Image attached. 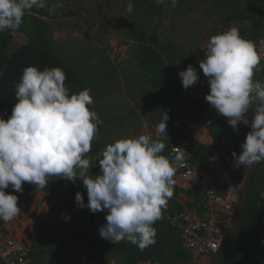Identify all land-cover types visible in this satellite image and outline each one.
Segmentation results:
<instances>
[{"label":"clouds","instance_id":"1","mask_svg":"<svg viewBox=\"0 0 264 264\" xmlns=\"http://www.w3.org/2000/svg\"><path fill=\"white\" fill-rule=\"evenodd\" d=\"M154 3L159 9L149 8L141 16L142 22L148 25L152 15L162 10L159 33L163 37L170 28L165 25L167 18L171 12L174 14V8L168 10L166 5L175 6L178 0H154ZM33 6L44 8L45 4L43 0H0V32L18 29L25 12ZM126 11H133L131 2ZM112 23L116 27L122 25ZM199 67L208 81L199 82L196 93L200 85L209 84L205 100L228 118L234 131L239 123H248L245 114L250 108L255 109L251 131L240 146L241 153H232L233 167L246 170L264 161V83L253 79L264 66L256 44L244 39L233 26L209 38L205 59L199 61ZM201 73L191 65L178 73L181 94L199 80ZM3 74L0 69V76ZM65 80L66 74L60 67L40 70L27 66L15 85L17 102L10 117L7 120L0 117V220L9 222L21 213L17 195L6 193L5 189L11 187L22 193L25 182L44 189L49 177L72 182L79 178L87 190L88 203L85 205L82 194L77 192V206L87 207L93 213L107 210V223L100 227L99 235L113 244L127 240L143 251L156 243L153 227L156 221L162 219L177 230L165 214L179 212L166 209L174 194V177L182 157L171 159L172 150L167 158L161 155L165 144L159 139L167 133L170 117L164 111L156 127L157 139L149 133L107 145L98 154L101 174L89 176L90 159L85 156L91 151L92 141L99 138V125L103 121L88 107L93 104L90 89L70 94ZM195 96H184L183 104L189 107V100ZM62 216L70 219L68 215Z\"/></svg>","mask_w":264,"mask_h":264},{"label":"trees","instance_id":"2","mask_svg":"<svg viewBox=\"0 0 264 264\" xmlns=\"http://www.w3.org/2000/svg\"><path fill=\"white\" fill-rule=\"evenodd\" d=\"M168 2H171V0H168ZM245 9L248 11L244 13L243 10ZM36 10L37 13H33L30 10L25 12L23 22L18 29H6L0 32V69L4 73L3 76H0V117L5 120L10 117L12 108L17 102L15 85L20 82L23 70L27 66H36L40 70H44L45 68L51 69L53 67L62 68L66 74L65 85L69 88L70 94L90 89L93 104L88 107L90 110H94L99 119L103 121L99 125V138L92 141L91 151L85 156V158L90 159L88 175L95 176V173L101 174L98 154L102 153L107 145L115 142L114 135L124 127L122 124L115 123L121 118L120 115L110 114V108L117 107L118 105L114 106L110 102L107 103L105 99H100L104 97L106 92L110 91V93L119 96H125L126 93L128 94L127 97H133L137 96L140 90H144L143 93L146 92L154 95L156 91H159L163 98L162 105L164 107L160 111L157 123L162 121L160 119L163 118L164 111L168 113L169 117H172V120L179 119L178 115H184V111L188 112L189 107L180 103V98H183V96L180 95V90L177 88L179 79L174 74V58L177 57L178 45L174 43V38L170 37L171 35H167L168 37L165 38V36L161 37L159 33L160 24L163 21L162 10L152 15V24L145 25L144 22H141L140 26L143 27L138 33L141 36L134 37V40L130 43L127 56L119 63V65H122L121 63L125 61L120 66L119 73L116 67L110 70L108 66L112 65L114 61L117 62L118 57L122 54V50L116 55V58H112L109 55L110 52H107V48L109 50L111 46L109 45L110 42L108 43L104 37L105 31L95 34L100 29L92 31L90 28L88 30L89 42L91 43L96 38L100 41L95 43L91 50L88 48L84 49L81 52V56H76L74 50L63 48V38L55 37L54 31L56 28L53 23L44 18V14H42L43 9L36 8ZM74 13L73 10L68 9L65 14L71 15ZM221 18L225 20L236 19L241 24H245V27L239 24L241 25L239 33L254 43L257 39L264 36V0H244L242 11L226 16L223 15ZM218 26L215 25V28ZM168 29L170 31L167 34H174V28L172 32L171 27ZM13 32L24 34L26 40L23 43L17 44V41L13 37ZM102 43L105 44V49L101 47ZM200 57H205L204 51H200ZM101 58H104V61L100 60ZM182 60L185 67L189 66L187 64V57L183 56ZM192 67L196 69L197 73H203L199 67V63L195 62ZM105 70H107V74L99 78L96 72L103 73ZM116 77L119 79L118 84L114 83V78ZM128 80L130 81V85H128ZM201 86L203 85L199 87ZM199 102L203 108L200 111L201 116L213 117L219 114L204 100H200ZM135 109L136 107L134 106L131 112L135 113ZM148 111L151 112L153 109L149 108ZM175 115L178 117L174 118ZM134 116L135 121H139L141 118L138 113H135ZM111 125L114 128L110 129L109 126ZM180 126V124H175L172 127L173 130H176V136H180L181 138ZM184 136H188V134ZM189 147L192 151L194 150L193 145ZM195 154H198V152L194 150L193 155L195 156ZM161 155L167 158L168 154L161 153ZM240 169L245 172L247 170L243 167ZM178 171L177 169V173ZM85 193L87 194V191ZM262 193H264V161H261L258 165L245 203L241 222L228 252L220 264H264V244L261 243L264 240V196H262ZM179 212H184V208L181 207ZM164 222V220L160 219L153 225L156 230L155 244L141 251L131 242L122 240L118 244H110L113 248V253L123 257L124 263L128 264L136 262L146 254L158 260L162 259V255L166 256L171 253L176 255L177 250L174 251V247H172L174 245V233H176V230L168 227ZM79 234L78 236H80ZM70 235L73 236L74 234ZM82 238L93 240V242L89 240L87 264H106L98 259L96 251L89 249V247L94 246L95 240L102 239L99 235V230L94 228L86 230V233L79 239ZM30 255L32 257L33 253H30ZM161 261L163 262L164 260Z\"/></svg>","mask_w":264,"mask_h":264},{"label":"rangeland","instance_id":"3","mask_svg":"<svg viewBox=\"0 0 264 264\" xmlns=\"http://www.w3.org/2000/svg\"><path fill=\"white\" fill-rule=\"evenodd\" d=\"M43 2L45 7L42 8V14H44V18L53 23L54 27L56 28L54 31L55 37L63 38V48L67 50H74L76 56H81V52L84 51V49L88 48L91 50L93 45L100 41L96 38L93 39L91 43L89 42L90 40H88V30H90V28L92 31L100 29L99 32L95 34L105 31L106 33L104 32V37L107 39L108 43L110 42L109 45L111 46L109 50L107 48V52H110L109 55L112 58H116V55H118L121 50L124 53L118 57L117 62L113 60L114 63L108 66L110 70L116 67L118 73L121 69L120 66H122L125 62L123 61L121 63L122 65H119L120 61L127 56V51L125 48L130 45V43L134 40V37L141 36L138 34L139 32H137L143 27L140 26L143 19L141 16L146 13L149 8H152L153 10L159 9L155 6L154 0H43ZM130 2L133 4V11L128 13L126 11V7ZM231 4H236L237 8L235 10L239 12L240 9L243 8L244 0H179L174 7V14L173 12L170 13L165 24L169 25L171 22V32L174 28V34H166L165 38L168 37L167 35H171L170 37L174 38V43L178 45L176 52L177 57H187L185 52L192 50L194 57L200 59V51L202 49L199 47L203 45L201 44L202 33H210L209 30H213L215 25H226V20L222 19L221 15L228 13L227 9H231ZM35 8L36 6H33L30 11L37 13ZM68 9L73 10L75 13L71 15L65 14ZM246 11L248 10H243L244 13ZM113 21L116 25L118 23L122 25L120 27H116L113 25ZM147 22L152 24V22ZM239 24L241 23L239 22L236 24L237 29H239L241 25H245ZM115 27L117 28L116 30ZM13 37L17 41V44L23 43V41L26 40V36L18 32H13ZM169 40L171 41V39ZM119 41H121V43ZM101 47L105 49V44L102 43ZM188 59L191 60V57H188ZM100 60L104 61V58H101ZM262 63L264 64V62L261 60V66H263ZM106 71L107 70H105L103 73H96L98 77L101 78L107 74ZM253 79L254 81H260L261 83H264V70L256 72ZM118 80L119 79L117 77L114 78V83L118 84ZM128 85H130L129 80ZM143 91L144 90H140L139 94L133 97H127L128 94L125 93L127 98L125 96H119L117 94L110 93L109 91L106 92L104 97H101L100 99H105L107 103L110 102L114 106L118 105L117 107L110 108V114H120L131 107L134 103L136 107L135 113H138L141 118H147L149 122L151 121V123L156 124L159 120L160 111L163 110L164 107L162 105L163 98L161 97L159 91H156L155 95L146 92L143 93ZM148 108H152L155 111V117L149 118V115L147 112H145ZM131 110L132 109L126 111L124 115L131 114ZM115 123L118 124V122ZM126 126L127 123L124 125L123 129L119 130L117 134L114 135L115 141L121 138L134 137L135 132H138L140 128V125L138 127L134 125V129L131 127L127 128ZM109 128H114V126L111 125ZM222 141L227 143L224 137ZM94 175L98 174L95 173ZM28 185L31 184L25 182L22 185L23 190H25ZM40 189L41 188L38 187L34 189L36 192L35 196L39 193ZM44 189L49 194V196H46L45 194L44 196H46V199L40 196V217H52L57 215V217L61 218L60 220L66 221L62 214L68 216L72 215L74 217L79 215V217H76L74 221L64 222V227L66 229L64 230L63 227L62 230L65 231L64 234L68 235V237H71V235H69L67 230L74 229L71 227H75L77 231L80 232V236H78L77 239H70L64 243L65 249L74 246L75 242L86 233V229H88V227L90 229L94 228L99 230L101 226H104L107 223V210L97 211L95 213L91 212L87 207L77 210L75 203H73L74 210H71L68 204L57 200V196H55L56 193L54 192L68 193L71 189H73L74 195H76L77 192L82 194L84 198V204L87 205L88 196L85 193L87 190L83 186V183L80 182L79 178H77L75 182H72L60 177H49L48 185ZM5 191L6 193L15 194L13 193V189L11 187L5 189ZM23 192L18 194L23 196ZM31 240L33 243V251L44 249V246L39 245L33 236H31ZM50 240L55 242V237H50ZM88 240L93 242V240L89 238ZM80 241L82 242H80L78 245H84L86 243V240L84 239H80ZM94 242V246L99 249L102 259L106 264L110 262V258L113 256L120 262V256H117L113 253V248L111 247L112 242L103 238L101 240H95ZM83 247L87 248V246Z\"/></svg>","mask_w":264,"mask_h":264},{"label":"crops","instance_id":"4","mask_svg":"<svg viewBox=\"0 0 264 264\" xmlns=\"http://www.w3.org/2000/svg\"><path fill=\"white\" fill-rule=\"evenodd\" d=\"M175 6H171V4H169L166 5V8L169 10L171 8H174ZM230 7L231 9H227L228 13L224 14L225 16L237 12V10H235L237 8L236 4H231ZM240 11H242V9H240ZM238 23L239 21L236 19L233 20L226 19V25L222 26L219 24L217 28H214L213 30H209L210 33H205V32L202 33L201 44L203 45L199 47L202 49L201 51L205 52L206 43L211 36L216 35V33L218 34V32L222 33L223 31L233 26L236 27V24ZM169 25L171 26V22L169 23ZM243 26L244 25H242V27ZM168 31H170V29H168L165 32V35L167 34ZM241 36L244 37L243 35ZM244 39L247 38L244 37ZM129 49H130V45H128L125 48L127 54ZM122 54L124 53L122 52ZM186 54H187V64L189 63V65L191 66H193L195 62L199 63V61L205 59V57L204 58L200 57V59H198L197 57H193L194 55H191L193 54L192 50H188ZM188 57H191V62L188 59ZM182 58L183 56L174 58V74L179 79L177 88L180 90V95H182L181 90L183 88H182L181 78L179 77L178 73L180 71L185 70L188 67V66L187 67L184 66ZM209 91H210L209 84H205L199 87L196 96L193 99L189 100V108L187 114L190 116V118L192 117L191 119L188 117V115L186 117L184 115L182 116L178 115L179 119L176 118L178 116L175 115L174 118H176V120H172V117L169 118L166 127L167 133H164L159 137V139L165 144V149L163 150L162 153L170 154L172 145L179 140L180 136H176L175 134L176 130L175 129L173 130L172 126H174L175 124H180L181 126L179 127V129L181 130V133L184 135L188 134L189 137L188 136L185 137L189 139V141L191 142L190 144L193 145L194 150L198 152V154H195L194 156L193 155L194 150L192 151V155H193L192 162L194 166L200 169L202 173L210 177L215 182L220 192L224 193L225 195L228 194L232 196L235 195V197L237 196L239 198V193L241 191V188L244 182L246 181V178L249 175V167L246 170V172L244 170L241 171L240 168L239 169L234 168L232 163L234 159L232 153L234 151L237 153V155L241 153L242 149L240 146L245 141V137L248 134V132L241 130L239 127H237L238 129L237 131H234L232 126L228 124V120L226 119V117H224L223 115L216 114L213 117H205V116L203 117L201 116L202 114L200 115V111L201 109L203 110V108L199 101L204 100L205 102H207L205 100V96L206 94L209 93ZM184 102H185V97L183 96V98H180V103L183 105ZM207 103L209 104V102ZM132 106L133 107L135 106L134 103ZM132 106L126 109L124 112L120 114H116L121 116V118L117 121L118 124L126 125L127 123L126 127H131L133 129H134V125L136 127L140 125L139 131L135 132L134 137L139 136L141 134L150 133L152 134L154 139H157L156 127L159 123L156 124L151 123V121L149 122L147 118H140L139 121L138 120L135 121V116H134L135 113L133 112L131 114L124 115L126 111L132 109ZM253 106H255V104ZM148 109L145 112H147L149 118L155 117V111L153 110L149 113ZM191 129L192 131L189 132ZM223 137L225 138L227 143L222 141ZM178 175L179 173H177L176 171V175L174 177L175 180ZM254 178L255 175L253 176V179ZM80 182H82V180H80ZM36 188L37 187L33 184L28 185V187L25 190H23L24 191L23 196L19 195L18 194L19 192H15V190L13 189V193H15V195H17L18 197V206L21 207V213L9 222L0 220V241H4L6 238L11 236L17 237L18 239L25 241L29 249H31L30 250L31 253H33V256L31 258L33 264H87L89 257V253L87 249L90 242L88 239L82 238L86 240V243L84 245H78L80 242H82L80 241V239H78L75 242L74 246L68 247V249H65V245H64V243L67 240L77 239L79 234V232L75 227H71L74 229H69L67 230V232L74 235L71 237L65 235L64 230L66 228L64 227L65 226L64 222L74 221L76 217H79V215H76L75 217L71 215L70 219L66 221L60 220L61 218L57 217V215L55 214H54L55 216L52 217L49 216L40 217L39 216L40 196L46 199V196H49V194L46 192L45 189H40L39 193L37 192L38 194L35 196L36 192L34 191V189ZM173 192H174L173 196L168 201L167 209L173 210L174 212V211H179L180 208L183 207L184 211H188L192 216H199V217L209 216L207 211L202 206V201L204 199V196L200 192H198L195 188L184 189L179 187L176 182L173 188ZM54 193H56L55 196H57L56 197L57 200H59L62 203L68 204L71 210H74L73 203L76 204V202H74L75 195L73 189H71L70 192L68 193L66 192H61V193L54 192ZM45 194L46 196H44ZM76 207L77 210L81 209L77 206V204ZM223 213L225 212L218 213V218L221 221H224L226 220V218L230 217L228 219H230L229 221L231 222L233 213L230 214L228 217H225L226 215H224ZM164 223H166V225L168 226L167 222ZM63 227L64 230H62ZM88 229L90 228L88 227ZM175 232L176 233H174V245L172 247H174V251L177 250L176 255H173L172 253L166 256L162 255L161 256L162 259L160 260H164L163 262L166 264H188L189 257H188V253L183 248L181 233L178 230H176ZM31 236L35 238V240L39 245H43L44 249L33 251L32 250L33 243L31 240ZM53 236L55 237V239L57 237L55 242L50 240V237ZM83 246H87V248ZM89 249L91 251H96V253L98 254L97 255L98 259L101 262L103 261L102 255L96 246H93L91 248L89 247ZM145 256L153 258L149 254H146ZM114 258L111 257L110 262L107 264H112L113 260H115L116 263L118 264H128V263H124L125 260L123 257H119L120 262L116 258L115 259ZM212 259L213 257L203 256L200 262L197 264H211Z\"/></svg>","mask_w":264,"mask_h":264},{"label":"built area","instance_id":"5","mask_svg":"<svg viewBox=\"0 0 264 264\" xmlns=\"http://www.w3.org/2000/svg\"><path fill=\"white\" fill-rule=\"evenodd\" d=\"M255 44L258 48V54L264 62V37L259 38ZM198 75L199 80L189 88L183 90L182 94L184 96L196 94L198 83L208 81V78L203 73ZM187 115V111H185L184 116L186 117ZM245 115L246 117L244 118H247L248 123L244 124L241 122L237 126L242 130L250 132L255 109L250 108ZM191 131L192 129L189 132ZM190 143L189 139L182 134V137L172 145L171 159L178 155L182 157V161L177 167L179 175L176 177V182L179 187L184 189L195 188L204 196L202 206L209 216H192L188 211L167 212L165 215L169 223L181 233L183 248L190 257L188 264H197L203 256H215L216 252L220 249L225 235L230 228V219H228L230 217L228 216L234 212L238 197L229 194L225 195L220 192L215 182L194 166L192 151L189 147ZM220 212H225L223 214L228 218L221 221L218 218V213ZM0 264H33L27 243L14 236L0 241ZM112 264L118 263L113 260ZM130 264L165 263L145 256Z\"/></svg>","mask_w":264,"mask_h":264},{"label":"water","instance_id":"6","mask_svg":"<svg viewBox=\"0 0 264 264\" xmlns=\"http://www.w3.org/2000/svg\"><path fill=\"white\" fill-rule=\"evenodd\" d=\"M258 165H253L251 168H249V175L246 178V181L244 182L241 191L239 193L238 201L236 202L233 217L230 222V228L227 231L225 238L221 244L220 249L216 252L215 256L213 257L211 264H220L221 261L224 259L226 253L228 252V249L232 243V240L235 236V233L239 227V224L241 222L242 214L244 211L245 203L253 182V176L255 175V172L258 168Z\"/></svg>","mask_w":264,"mask_h":264}]
</instances>
